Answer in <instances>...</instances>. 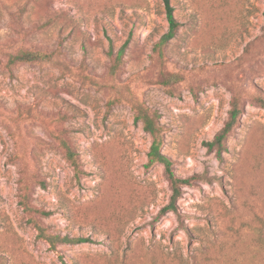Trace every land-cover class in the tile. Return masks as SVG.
<instances>
[{
    "label": "rangeland",
    "instance_id": "obj_1",
    "mask_svg": "<svg viewBox=\"0 0 264 264\" xmlns=\"http://www.w3.org/2000/svg\"><path fill=\"white\" fill-rule=\"evenodd\" d=\"M171 5L180 27L161 59L163 0H0V264H264V0ZM22 50L53 61L8 69ZM173 73L182 81L162 86ZM233 97L242 114L219 161L203 143ZM142 110L159 114L161 152L189 179L176 212L159 214L171 187L145 166ZM22 191L51 215L26 214ZM36 222L93 243L52 251Z\"/></svg>",
    "mask_w": 264,
    "mask_h": 264
},
{
    "label": "trees",
    "instance_id": "obj_2",
    "mask_svg": "<svg viewBox=\"0 0 264 264\" xmlns=\"http://www.w3.org/2000/svg\"><path fill=\"white\" fill-rule=\"evenodd\" d=\"M165 7V15L168 23L167 31L160 37L158 42L154 46V51L158 56L163 58V48L177 35L180 24L174 17V9L171 5V0H163ZM128 45V40H126L117 52L113 64L111 65V72H116L122 64V55L124 50ZM53 52L35 51V50H22L17 54L12 55L7 61V68L10 69L17 63H27V64H43L50 63L53 61ZM11 70V69H10ZM182 81V76L176 73L170 74L165 80L160 84L162 86L168 87ZM168 93L174 95L173 92L168 90ZM256 102L264 106V100L257 98ZM242 114V106L240 100L237 97H233L230 102V109L226 121L224 122L222 128L215 134L211 141L203 143V146L208 152H214L216 158L221 161L222 155L227 151L226 140L227 137L234 131L235 126L238 124L240 116ZM135 121H141L142 129L151 137V144L147 152V163L146 167L149 168L154 164H161L164 167L166 177L170 183L171 196L168 203L160 209L159 214L163 215L168 212L177 211V200L181 195V186L189 183V179H183L177 177L173 171L172 161L161 152V147L164 142V129L159 123V114L154 112H149L148 110H142L135 116ZM62 148L66 160L69 162L73 169L74 177L77 182H80L81 177L86 174L82 169L79 157L73 146L65 138H61L59 142ZM42 187L44 184L41 183ZM18 205L26 214H38L44 217H49L51 212L44 211L33 207L30 203V197L28 191H22L19 195ZM36 240H43L49 245V249L56 251L58 244H82V243H93L89 238L83 237H69L61 236L50 233L47 227L36 222ZM62 261V258L59 257Z\"/></svg>",
    "mask_w": 264,
    "mask_h": 264
}]
</instances>
